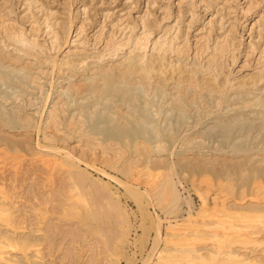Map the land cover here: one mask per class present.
I'll use <instances>...</instances> for the list:
<instances>
[{"label": "rangeland", "instance_id": "rangeland-1", "mask_svg": "<svg viewBox=\"0 0 264 264\" xmlns=\"http://www.w3.org/2000/svg\"><path fill=\"white\" fill-rule=\"evenodd\" d=\"M45 14L63 50L51 49ZM2 26L42 52L24 55L0 29V51L19 61L0 62V264H209L195 255L220 222L230 242L264 224L249 222L264 220V81H251L264 73V0H0ZM158 45L181 55L155 60ZM211 58L217 73L205 70ZM166 180L172 207L159 195ZM253 235L229 250L264 264V231ZM173 247L174 263L160 260Z\"/></svg>", "mask_w": 264, "mask_h": 264}, {"label": "bare ground", "instance_id": "bare-ground-1", "mask_svg": "<svg viewBox=\"0 0 264 264\" xmlns=\"http://www.w3.org/2000/svg\"><path fill=\"white\" fill-rule=\"evenodd\" d=\"M34 1H36V0H34ZM152 6V5H151ZM254 10H256V9H254ZM146 12V11H145ZM229 12H233V10L230 8V11ZM256 12V11H255ZM53 14V13H52ZM193 16V15H192ZM229 17H232V16H230L229 15ZM245 17V16H244ZM246 18V17H245ZM245 18H244V20H245ZM50 19L48 18V14H45V19H44V24H45V28L46 29H49V31L48 32H46L47 34H51V49H52V47L54 48V49H56L57 51L58 50H63L62 49V47H63V45H65L66 46V43H67V39H66V37L65 38H62V39H60L61 41H59V35H58V31H56L55 33H53L51 30H53L55 27H56V23L55 22H53V23H49L50 21H49ZM70 20H71V22L69 23V25H68V29H67V33H66V35H68V33H69V31L68 30H70V28H71V25H72V20H73V17H70ZM3 21L4 20H2L1 21V23H3ZM221 22V24H220V28H221V30L223 29L224 30V28H225V23H228V26H226V28H231V24H232V22L230 21V18H226V19H223V21H220ZM219 22V23H220ZM142 27V26H141ZM232 27H234V26H232ZM0 29L2 30V32L4 33L3 34V36H2V39L3 40H1V41H7V42H9V46L10 45H12V47L15 45L14 43H12L11 41H13V42H18V43H22L23 45H24V48H21L22 46H20V48L18 49V50H20L24 55H26V56H33V58L34 57H38V55L39 54H41V52H42V49H38V48H36L33 44H30L31 42L29 41V40H26V39H24L23 38V33L21 34V33H18L17 34V32H15V35L12 33V34H9V33H11V32H6V28L5 27H0ZM144 29V28H143ZM226 30V29H225ZM224 30V31H225ZM224 31H222V32H224ZM227 31V30H226ZM229 32H230V30H229ZM1 34V33H0ZM16 34L18 35L17 37L18 38H20V39H15L16 37ZM146 35V34H145ZM68 37V36H67ZM216 37H220V35L218 34V35H216ZM215 37V38H216ZM260 38V37H259ZM261 38H264V36H261ZM222 43H223V45L225 44V47H228L229 46V43H228V40H227V38L224 36L223 38H222V41H221ZM214 43H216V41L214 42ZM164 43H162V45H163ZM218 44V43H217ZM249 44V47L252 45V44H250V42L248 43ZM223 45H222V47H223ZM8 46V45H7ZM1 47H4V46H1ZM17 47V46H16ZM162 46H160V45H158V49L159 48H161ZM50 48V47H49ZM157 49V48H156ZM162 50H161V54H158V53H156V52H152L154 55L152 56V58L153 57H155V55L157 56V55H160V57H155V58H153V59H161V58H164L165 56H167V55H165L166 53H168V52H173V53H176V54H179V55H181V50H179V49H171V46H167V47H162L161 48ZM231 49V48H230ZM248 49H250V48H248ZM1 50V49H0ZM2 50H4V49H2ZM49 50V49H48ZM160 50V49H159ZM232 50V49H231ZM227 51V53L229 52H232V51H228V50H226ZM7 53H5V52H1L0 51V62L1 63H4L3 65H5V63L7 64V63H9L10 65H12V66H14L15 64H13V63H15L16 61H18L17 59H16V57L15 56H11L10 54H8L9 52L8 51H6ZM47 52V51H46ZM45 52V53H46ZM260 52H262V51H260ZM11 53V52H10ZM14 53V52H13ZM201 53L202 52H200V53H196L197 55H201ZM115 53H111V55H114ZM184 54H185V52H184ZM261 54V53H260ZM45 55V54H44ZM110 55V56H111ZM169 55V54H168ZM231 55V54H230ZM11 56V57H10ZM178 56V55H177ZM113 57V56H112ZM151 57V56H150ZM174 57H176V56H174ZM178 57H180V56H178ZM177 57V58H178ZM82 58L81 57H75V58H73V59H65L64 60V62L62 63L63 65H65V66H72V65H74L75 64V62H79V63H81L82 61ZM124 60H126V59H124ZM128 60V59H127ZM164 60V59H163ZM125 62V61H124ZM180 62H181V60H180ZM17 63H19V61L17 62ZM153 63H155V62H153ZM161 63V62H160ZM163 63V62H162ZM220 63V62H219ZM166 64V63H165ZM180 64V63H179ZM221 64V63H220ZM151 65H153V64H151ZM162 65V64H161ZM168 65V64H167ZM171 65H173L174 66V63L173 64H171ZM183 65V64H182ZM181 65V66H182ZM219 64H218V62L214 59V58H211V59H206V61H205V70H208L209 72H214L215 70H217V68L219 67L218 66ZM166 66V65H165ZM194 66V65H193ZM203 66V65H202ZM14 67H16V65L14 66ZM24 67H27V66H24ZM74 67V66H73ZM148 67H150V66H148ZM164 67V66H163ZM168 67V66H167ZM170 67V66H169ZM178 67V66H177ZM184 67V66H183ZM192 68V67H191ZM30 69V68H29ZM148 69V68H147ZM152 69V68H151ZM153 69H154V67H153ZM165 69H166V67H165ZM171 69V68H170ZM183 69V68H182ZM197 69H199V68H197ZM157 70V69H156ZM155 70V71H156ZM177 70V69H176ZM218 70H219V68H218ZM217 70V71H218ZM221 70V69H220ZM129 71V69L128 68H126V69H124V70H122V72H120V73H122L121 75H123V74H126V72H128ZM142 71V70H141ZM160 71V70H159ZM187 71V70H186ZM193 71H196V69L195 70H193ZM108 72H111L112 74H108ZM157 72V71H156ZM166 72V71H165ZM167 72H168V70H167ZM205 72H207V71H205ZM216 72V71H215ZM102 73V75L104 76L103 78H105V79H111L110 78V76L111 75H113V74H115V72H114V70L113 71H111V70H106L105 72H101ZM160 73H162V71L160 72ZM193 73V72H192ZM217 73V72H216ZM119 74V73H118ZM166 74V73H165ZM177 74V73H176ZM175 74V75H176ZM202 74V73H201ZM205 74V73H204ZM158 75V74H157ZM174 75V76H175ZM207 75V74H206ZM205 75V76H206ZM116 76V75H115ZM154 76V75H153ZM167 76H169V75H167ZM193 76V75H192ZM203 76V75H202ZM212 76V75H211ZM214 76H217V74H215ZM257 76V78L256 79H251V81H252V83L254 82L255 84L256 83H258V82H262V81H264V73L263 74H257L256 75ZM7 78V75L6 76H4L3 78ZM112 77V76H111ZM136 77H137V75H136ZM136 77H134V78H136ZM189 77H191V76H189ZM200 77V76H199ZM210 77V76H209ZM141 78V77H140ZM175 78V77H174ZM193 77H191V78H188L189 79V84H191V82L192 81H190V79H192ZM207 78V77H206ZM196 79H200V78H196ZM201 79H202V77H201ZM204 79V78H203ZM215 79H216V77H215ZM214 79V80H215ZM111 80H113V79H111ZM110 80V81H111ZM166 80H168V78L166 79ZM206 80V79H205ZM209 80V79H208ZM211 80H212V78H211ZM210 80V81H211ZM214 80H213V83H214ZM196 81V80H195ZM210 81H206L207 83H206V87H205V89H212L213 88V84L210 82ZM184 82V81H183ZM200 82H202V80L200 81ZM204 82V81H203ZM152 83V82H151ZM251 83V82H250ZM171 84V83H170ZM203 84V83H202ZM220 84V83H219ZM219 84H218V86H219ZM178 85H179V83H178ZM193 85V84H192ZM195 85V84H194ZM193 85V88L195 87ZM203 85H205V84H203ZM221 85V84H220ZM225 85H226V83H225ZM225 85H223V86H221V87H225ZM108 86L110 87V90L109 91H112V92H115V93H117L118 95H123V92L120 90V89H115L114 88V86L113 85H109L108 83H106L105 84V89H109L108 88ZM190 86V85H189ZM189 86H188V88H189ZM198 86H200V83H199V85ZM241 86V85H240ZM254 86V85H253ZM264 86V85H263ZM154 86H151V88H153ZM201 87H203L202 85H201ZM77 88H79V87H77ZM192 87H191V91H192V89H193ZM263 88V87H262ZM96 89V88H95ZM220 89V88H219ZM88 90H90V87L88 86ZM203 90H204V88H203ZM203 90H201V91H203ZM213 90H214V88H213ZM258 90V89H257ZM261 90V89H260ZM166 91V90H165ZM206 91V90H205ZM212 91V90H211ZM259 91V90H258ZM261 91H263V89L261 90ZM99 92V91H98ZM193 92V91H192ZM13 93V92H12ZM207 93H209V91L207 92ZM213 93V92H212ZM252 93V92H251ZM199 94V93H198ZM257 94V93H256ZM3 95V94H2ZM23 96V95H22ZM195 96V95H194ZM249 96V95H248ZM48 97V96H47ZM152 97H154V95L152 96ZM199 98V97H198ZM46 99V98H45ZM192 99V98H191ZM254 99V98H253ZM177 100V99H176ZM190 100V99H189ZM207 100H209V99H207ZM246 100V99H245ZM25 101V100H24ZM72 101V100H71ZM255 102H263L262 100H260V99H257V100H254ZM244 102V101H243ZM44 103V102H43ZM200 103V102H199ZM202 103V102H201ZM246 104H248V103H246ZM211 110V109H210ZM215 113V112H214ZM23 117V116H22ZM38 125V124H37ZM39 126V125H38ZM37 130H38V127H37ZM37 133V132H36ZM44 138V137H43ZM188 143V142H187ZM39 146H40V144H38ZM2 147V146H1ZM49 147V146H48ZM42 148V147H41ZM50 148V147H49ZM63 148V147H62ZM161 148V147H160ZM2 149V148H1ZM52 149V148H51ZM162 149V148H161ZM50 150V149H49ZM52 150H54V148L52 149ZM57 151L59 152L60 151V149H57ZM5 152V151H4ZM69 152V151H68ZM64 154V153H63ZM64 156H66V157H69V155L66 153V155H64ZM70 157H72V156H70ZM81 157V156H80ZM12 158H14V157H12ZM18 159H19V157H18ZM46 159V158H45ZM1 160V159H0ZM13 160V159H12ZM36 160V159H35ZM19 161V160H18ZM18 161H16V163L18 164ZM39 161H42V160H39ZM19 162H21V161H19ZM44 162V161H43ZM59 162V161H58ZM15 163V162H14ZM37 163V162H36ZM53 163V162H52ZM65 164V163H64ZM20 165V164H19ZM67 165V164H66ZM14 166V165H13ZM16 166V165H15ZM47 166H49V164L47 165ZM37 167V166H36ZM49 167H51V166H49ZM52 167H54L53 165H52ZM42 168H46V167H42ZM41 168V169H42ZM73 168V167H72ZM3 169V168H2ZM19 169V168H18ZM49 169V168H48ZM53 170L55 169V168H52ZM70 169V168H69ZM33 170V169H32ZM44 170V169H43ZM66 170V169H65ZM2 171V170H1ZM1 171H0V173H1ZM12 171V170H11ZM10 171V172H11ZM14 171V170H13ZM19 171V170H18ZM47 171H49V170H47ZM51 171V170H50ZM44 173V172H43ZM50 173V172H49ZM52 173V172H51ZM17 174V173H16ZM20 174V173H19ZM70 174V173H69ZM1 175H2V173H1ZM4 175H6V174H4ZM8 175V174H7ZM4 176V178H3V176H0V181L2 182V180L3 181H6V180H8L9 181V179L8 178H6V177H8V176ZM14 175V174H13ZM260 175H261V177H262V174L260 173ZM48 176V175H47ZM53 176V175H52ZM68 176V175H67ZM66 176V177H67ZM22 177V176H21ZM50 177V175L48 176V178ZM20 178V177H19ZM19 178H17V175L16 176H14L13 177V181H11L12 183H14V181L16 180V182L19 180ZM69 178V177H68ZM68 178H67V180H68ZM74 178V177H73ZM18 179V180H17ZM71 179V178H70ZM69 179V180H70ZM12 180V179H11ZM23 179H21V181H22ZM65 180V179H64ZM63 180V181H64ZM20 181V182H21ZM50 181V180H49ZM53 181V180H52ZM257 181V180H256ZM260 181V179L256 182L257 184L258 183H261V182H259ZM43 182V181H42ZM72 182V181H71ZM255 182V181H254ZM253 182V183H254ZM3 183V182H2ZM1 183V184H2ZM23 183V182H22ZM47 183V182H46ZM49 183V182H48ZM252 183V184H253ZM0 184V185H1ZM16 184V183H15ZM19 184V183H18ZM21 184V183H20ZM68 184V183H67ZM70 184V183H69ZM73 184V183H72ZM71 184V185H72ZM227 185H229V183L227 182L226 183ZM251 184V185H252ZM254 185V184H253ZM261 186H260V188L262 187V184H260ZM5 186V185H4ZM44 186V185H43ZM49 186V185H48ZM70 186V185H69ZM230 186V185H229ZM44 187H46V186H44ZM230 187H232V186H230ZM229 187V188H230ZM258 188H259V185H258V187H256L255 189L256 190H254L255 191V194L257 193V192H259L258 191ZM15 189V188H14ZM228 190V192H232L233 191V189H232V191H230V189H227ZM262 190L264 191V189L262 188ZM2 191H3V189H2ZM243 191V190H242ZM241 191V192H242ZM1 192V191H0ZM4 192V191H3ZM11 192V191H10ZM226 192V191H225ZM240 192V193H241ZM244 192V191H243ZM9 193V192H8ZM7 195H11V194H7ZM160 196H165V195H167V198H168V205H170L171 207L172 206H175L176 204H177V202H178V200H179V197H178V194H177V191H176V189H175V187H174V184L172 183V180H166L165 182H164V184H163V186H162V189H161V191H160V194H159ZM262 194H260V196H261ZM263 195H264V192H263ZM2 196H5V195H2ZM13 196V195H12ZM257 196H259V195H257ZM6 197V196H5ZM253 197V196H252ZM251 196L249 197L250 199L252 198ZM20 198H21V196H20ZM34 198V197H33ZM262 198V197H261ZM7 199V198H6ZM36 199V198H35ZM256 198H255V196H254V200H255ZM264 199V198H263ZM262 199V200H263ZM4 200V199H3ZM11 200V199H10ZM257 200V199H256ZM5 201V200H4ZM38 201V200H37ZM252 202V201H251ZM253 203H254V201H253ZM260 203V202H259ZM10 204V203H9ZM263 204H264V202H263ZM259 205V204H258ZM3 206V205H2ZM6 207V206H5ZM8 207V206H7ZM16 207V206H15ZM38 207V206H37ZM2 207H1V205H0V214H2V213H5L7 210L5 209L4 210V212H2L3 210V208L1 209ZM192 208V207H191ZM224 208V207H223ZM255 209H258V208H255ZM36 210V209H35ZM7 212H6V215L4 216V215H0V217H3V218H1V219H4L5 220V223H7V225L9 224L8 223V219H7ZM187 214H188V216L186 217V218H190L191 217V214H190V211L188 210V212H187ZM238 215H240V213H237ZM88 216V215H87ZM255 217H260L261 219H264L263 217H261V214L260 215H255ZM252 219V218H251ZM254 219H256V218H253L252 220H249V222H251V221H253V223L254 222H256V223H263L264 222V220L262 221V220H258L257 219V221L255 220L254 221ZM1 221H3V220H0V223H3V222H1ZM12 221V220H11ZM245 221H247L248 222V220H245ZM244 221V222H245ZM258 221H261V222H258ZM22 222V221H21ZM25 222V221H24ZM12 223V222H11ZM34 224L35 223H37V222H33ZM219 223V222H218ZM29 224V223H28ZM41 224V223H40ZM247 224V223H246ZM249 224V223H248ZM252 224V223H251ZM19 225V224H18ZM18 225L17 226H14V227H18ZM22 225V224H21ZM32 225V224H31ZM223 225V224H222ZM258 225V224H257ZM261 225V224H260ZM11 226H13V225H11ZM11 226H10V228H11ZM254 226V225H253ZM32 227V226H31ZM38 227H40V225H38ZM47 227H48V225H47ZM244 226H242V228H243ZM13 228V227H12ZM19 228H24V227H20V225H19V227L17 228V229H19ZM25 228H27V227H25ZM220 228L222 229V230H224V232H222V235L220 234L219 236H224V237H219L218 236V233H213L214 234V238L213 237H210L209 239L211 240V241H213L211 244H212V246H208L207 244H204L203 245V247H201L200 249H198L199 251H197L198 252V254H196L195 256H197L196 258L198 259V258H200V259H203L204 261L205 260H207V262L209 263V264H217L218 263V261H222L221 263H226V261H224L225 259H223V260H219V258H221L223 255H226V259H228V260H230V261H227V264L228 263H232V262H235L236 263V261L237 260H239V259H236L235 261H233V260H231V259H234V258H237L238 256L241 258V262H243V263H241L240 262V260H239V262H240V264H247L249 261H252V259L251 258H245V257H243V256H240L239 255V249L236 251V250H232V249H230L229 250V248H230V245L231 244H233V242H234V244H243V245H248L247 243H251V242H253V238L251 239L250 238V236H252L253 234H256V235H258L259 233H261L262 231H264V224L261 226V227H258V228H254V227H252V229L249 231H247L246 230V232H248V233H250V232H252L250 235H245V234H240V232H236L237 234L236 235H238V237H239V239H235L234 240V238H233V240L234 241H232V242H230V241H228V238H231V235H230V233H226L228 230H227V228H226V226H224L223 225V227H221V222H220ZM224 228H226V230L224 229ZM234 228V227H233ZM245 228V227H244ZM247 228H250L249 226L248 227H246V229ZM14 229V228H13ZM40 228H38V230H39ZM54 229H55V227H54ZM57 229V228H56ZM97 229V228H96ZM22 230H24V229H22ZM37 230V229H36ZM37 230V231H38ZM46 231H49V230H47V229H45ZM98 230V229H97ZM14 231V230H13ZM216 231V230H215ZM226 231V232H225ZM238 231H240V230H238ZM245 231V230H244ZM241 232H243L242 230H241ZM14 233V232H13ZM71 233H73V232H71ZM79 233V232H78ZM248 233H246V234H248ZM3 234V235H2ZM1 236H5L6 235V233L5 232H1V234H0ZM43 235V234H42ZM72 235H74V234H72ZM158 234H156V239H157V236ZM253 236H255V235H253ZM8 238V237H7ZM241 238V239H240ZM21 239V238H20ZM256 240H257V238H255ZM254 239V240H255ZM2 240H5V239H2ZM198 240H201V239H198ZM158 241V240H157ZM41 242V241H40ZM39 242V243H40ZM155 243V242H154ZM158 243V242H157ZM9 244V243H8ZM224 244V246H222ZM1 245V244H0ZM42 245V244H41ZM177 245H180V244H178L177 243ZM3 246V245H2ZM9 246V245H8ZM7 246V247H8ZM38 246H40L39 244H38ZM38 246H36V247H38ZM194 246V245H193ZM232 246V245H231ZM31 247V246H30ZM192 247V246H191ZM241 247V246H240ZM4 248V247H3ZM6 248V247H5ZM29 248V247H28ZM202 248H204V249H206L207 250V255H202L201 253H200V251L201 250H203ZM242 248V247H241ZM245 248V247H244ZM173 249V250H172ZM172 249H168V250H164V249H162V250H160L158 253H157V255L158 256H163V257H160L161 259L160 260H169V261H172L173 262V260H170L171 259V257L170 256H173V255H175V254H173V253H175V250L176 249H174V247L172 248ZM182 249V248H181ZM192 249V251L193 250H196V249H194V247L193 248H191ZM182 250H184V249H182ZM190 250V249H189ZM180 251V250H179ZM186 251H187V249H186ZM191 251V250H190ZM2 252V251H1ZM173 252V253H172ZM193 252H195V251H193ZM247 252H250V251H247ZM186 253V252H185ZM171 254H173V255H171ZM189 254V253H188ZM191 254V253H190ZM187 255V254H186ZM219 256V258H217L216 256ZM182 256V255H181ZM208 256H210V257H208ZM36 257V256H35ZM208 257V258H207ZM238 257V258H239ZM264 257V256H263ZM173 258V257H172ZM188 258V257H187ZM195 258V259H196ZM223 258V257H222ZM159 259V258H158ZM194 259V258H193ZM192 259V260H193ZM194 259V260H195ZM199 259V260H200ZM260 260V259H259ZM261 260H262V258H261ZM196 261V260H195ZM245 261V262H244ZM255 261H257V260H255ZM263 261V260H262ZM190 262V261H189ZM206 262V261H205ZM218 263V264H221V263ZM238 261H237V263H239ZM174 263V262H173ZM234 263V264H235ZM236 263V264H237ZM252 262H249L248 264H251ZM254 264H257L258 263V261L257 262H253ZM162 264H165L164 262L162 263ZM168 264V263H167ZM205 264H207V263H205ZM258 264H260V263H258Z\"/></svg>", "mask_w": 264, "mask_h": 264}]
</instances>
